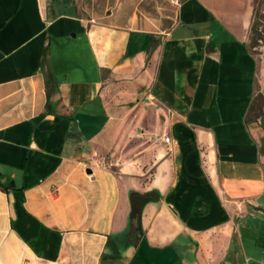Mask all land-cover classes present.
Segmentation results:
<instances>
[{"label":"crops","instance_id":"obj_1","mask_svg":"<svg viewBox=\"0 0 264 264\" xmlns=\"http://www.w3.org/2000/svg\"><path fill=\"white\" fill-rule=\"evenodd\" d=\"M250 23L249 0H0V264H264Z\"/></svg>","mask_w":264,"mask_h":264},{"label":"trees","instance_id":"obj_2","mask_svg":"<svg viewBox=\"0 0 264 264\" xmlns=\"http://www.w3.org/2000/svg\"><path fill=\"white\" fill-rule=\"evenodd\" d=\"M261 2L258 1L256 2V6L254 9V14L252 17V22L250 25V34L252 35V39H251V44L252 45H247V49L249 48H253L255 46V43L261 38V34H260V27L264 28V14L261 11ZM250 54L251 53V49H249ZM253 56V55H252ZM254 58V57H253ZM255 99V98H254ZM253 104V102H252ZM252 104L250 106V113H251V107ZM262 116V114H260L259 116L255 117V119H257L258 117ZM159 194L156 191H152L149 193H145V194H139V193H134L131 192L129 194V205H130V213H129V218H139V215L141 213L142 208L145 206V204L147 203H153L159 200ZM114 247V245L111 243V241H108L106 244V248L109 247ZM117 252L116 250L114 251V253L112 254V258H116L117 256Z\"/></svg>","mask_w":264,"mask_h":264},{"label":"rangeland","instance_id":"obj_3","mask_svg":"<svg viewBox=\"0 0 264 264\" xmlns=\"http://www.w3.org/2000/svg\"><path fill=\"white\" fill-rule=\"evenodd\" d=\"M261 2V11L264 14V0H249V5L251 7V22L254 14V9L256 2ZM251 25V23H250ZM261 38L255 43V46L251 49V53L257 64L256 71V85H255V99L251 107L250 118H255L260 114H264V28L260 27ZM246 44L252 45L251 39L252 35L250 34V26L246 31Z\"/></svg>","mask_w":264,"mask_h":264},{"label":"water","instance_id":"obj_4","mask_svg":"<svg viewBox=\"0 0 264 264\" xmlns=\"http://www.w3.org/2000/svg\"><path fill=\"white\" fill-rule=\"evenodd\" d=\"M174 1H179V0H174ZM132 225H133V228H136L137 227V221L134 219L133 220V223H132Z\"/></svg>","mask_w":264,"mask_h":264},{"label":"built area","instance_id":"obj_5","mask_svg":"<svg viewBox=\"0 0 264 264\" xmlns=\"http://www.w3.org/2000/svg\"><path fill=\"white\" fill-rule=\"evenodd\" d=\"M164 141H165V143H166L167 145H169V144L172 143V141H170V140H168V139H165Z\"/></svg>","mask_w":264,"mask_h":264}]
</instances>
